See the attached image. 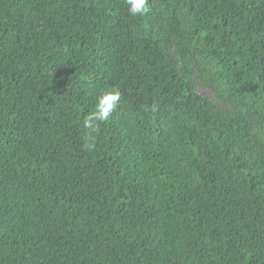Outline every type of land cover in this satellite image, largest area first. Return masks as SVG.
<instances>
[{
    "label": "trees",
    "instance_id": "trees-1",
    "mask_svg": "<svg viewBox=\"0 0 264 264\" xmlns=\"http://www.w3.org/2000/svg\"><path fill=\"white\" fill-rule=\"evenodd\" d=\"M0 264H264V0H0Z\"/></svg>",
    "mask_w": 264,
    "mask_h": 264
},
{
    "label": "clouds",
    "instance_id": "clouds-1",
    "mask_svg": "<svg viewBox=\"0 0 264 264\" xmlns=\"http://www.w3.org/2000/svg\"><path fill=\"white\" fill-rule=\"evenodd\" d=\"M131 16H143L148 11L149 0H125ZM121 101V92L110 89L101 94L95 108L83 119V127L89 134L99 131L100 124L107 122Z\"/></svg>",
    "mask_w": 264,
    "mask_h": 264
},
{
    "label": "rangeland",
    "instance_id": "rangeland-1",
    "mask_svg": "<svg viewBox=\"0 0 264 264\" xmlns=\"http://www.w3.org/2000/svg\"><path fill=\"white\" fill-rule=\"evenodd\" d=\"M195 89L198 92V94H200L201 96L207 99H211L212 101L214 100L212 94L208 90H206L203 86H201L199 83H195ZM219 106L222 108L223 111L225 112L227 111V109L224 108L222 105H219Z\"/></svg>",
    "mask_w": 264,
    "mask_h": 264
}]
</instances>
